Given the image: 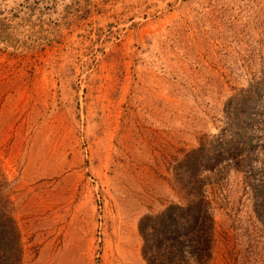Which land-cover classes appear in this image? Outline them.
<instances>
[{
	"label": "rangeland",
	"instance_id": "1",
	"mask_svg": "<svg viewBox=\"0 0 264 264\" xmlns=\"http://www.w3.org/2000/svg\"><path fill=\"white\" fill-rule=\"evenodd\" d=\"M250 85L264 100V0H0V200L21 264H144L140 218L186 203L172 167L244 120L250 158L203 174L208 264H264Z\"/></svg>",
	"mask_w": 264,
	"mask_h": 264
},
{
	"label": "trees",
	"instance_id": "2",
	"mask_svg": "<svg viewBox=\"0 0 264 264\" xmlns=\"http://www.w3.org/2000/svg\"><path fill=\"white\" fill-rule=\"evenodd\" d=\"M258 90L250 85V89L245 91V94L251 95L246 109L251 108L253 101H261L264 107ZM245 99V96L241 97L227 110L232 107L236 111ZM237 126V129L229 127L217 136L202 139L197 148L185 152L172 167L173 181L182 190L186 203L171 204L156 214L140 218L137 230L142 242L140 254L144 264H208L211 261L215 222L203 174L214 173L225 161H232L233 166L238 168L250 158L248 147L251 137L247 133L250 125L244 120ZM1 179L0 176V198L3 188ZM1 200L0 264H21L19 232Z\"/></svg>",
	"mask_w": 264,
	"mask_h": 264
}]
</instances>
